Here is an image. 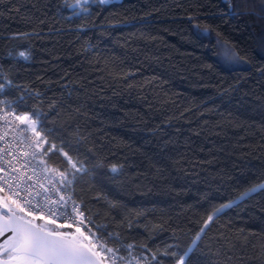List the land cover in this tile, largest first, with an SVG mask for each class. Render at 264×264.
Here are the masks:
<instances>
[{
	"label": "trees",
	"instance_id": "obj_1",
	"mask_svg": "<svg viewBox=\"0 0 264 264\" xmlns=\"http://www.w3.org/2000/svg\"><path fill=\"white\" fill-rule=\"evenodd\" d=\"M231 2L90 0L74 15L65 0H0V71L23 86L3 96L40 94L16 108L39 109L50 143L84 162L76 197L148 264H175L164 249L229 201L190 264H264V191L236 200L264 179V0ZM225 44L249 63L229 66Z\"/></svg>",
	"mask_w": 264,
	"mask_h": 264
},
{
	"label": "snow or ice",
	"instance_id": "obj_2",
	"mask_svg": "<svg viewBox=\"0 0 264 264\" xmlns=\"http://www.w3.org/2000/svg\"><path fill=\"white\" fill-rule=\"evenodd\" d=\"M89 2L65 0L68 7L75 9L74 15L90 14L86 7ZM98 2L107 4L109 0ZM225 3L227 10L234 13L235 5L231 0H225ZM194 27L205 35L210 34L207 26L201 29V25L196 24ZM222 47L225 60L241 66L249 63L234 48L226 44ZM8 55L13 54L9 52ZM18 55L25 60L30 58L25 51ZM260 71L264 72V69ZM0 79H4L0 83V92L7 87H23L5 79L2 71ZM39 96L38 92L25 90L14 101L0 99V122L7 129L0 134V143L3 144L0 146V264H148L147 260L132 254L131 244L108 246L109 238L115 235L119 240V235L106 233L104 226L96 225L84 201L76 199L77 180L88 169L78 157L74 158L65 151L63 144L50 143L49 133L42 127L39 109L21 114L8 110ZM9 132L13 134L11 140L7 139ZM53 154L61 156L62 165L66 166H49L47 161ZM109 171L118 174L120 168L111 165ZM257 191H264V179L246 188L236 200L242 201ZM235 203L229 201L214 208L186 248L179 244L169 245L162 254L172 258L175 264H190L201 233L223 209ZM111 206L117 205L113 203ZM121 251L127 256L119 255ZM157 255L153 253L151 259L156 260Z\"/></svg>",
	"mask_w": 264,
	"mask_h": 264
},
{
	"label": "built area",
	"instance_id": "obj_3",
	"mask_svg": "<svg viewBox=\"0 0 264 264\" xmlns=\"http://www.w3.org/2000/svg\"><path fill=\"white\" fill-rule=\"evenodd\" d=\"M112 1H114V0H112ZM0 80H3L2 82H4V79H0ZM1 81H0V83H2ZM3 93H4V91L3 92H0V99H4V100H8L6 97H4L3 96ZM8 101H10V100H8ZM9 111H15V113L16 114H21L22 112H19L18 111V109L16 108V106L14 105L13 106V108L12 109H8ZM7 129H6V127L3 125V122H0V134H3L4 133V131H6ZM30 135V134H29ZM13 138V134L11 133V132H9V135L7 136V139L8 140H11ZM0 146H3V144L2 143H0ZM48 165L49 166H58V165H56V164H53L52 162H50L49 161V158H48ZM76 199H78V200H81V199H79V198H77L76 197ZM88 214L89 215H91L92 217H93V215L90 213V212H88ZM93 220H94V218H93ZM94 223L96 224V225H102V224H98V223H96V221L94 220ZM103 226V225H102ZM105 229V228H104ZM105 232L106 233H112V232H109V231H107L106 229H105ZM115 234V233H114ZM110 238H115L116 240H117V238H116V236L115 235H113L112 237H110ZM118 242H119V244L118 245H127V244H125L124 242H122V241H119L118 240ZM118 245H116V246H118ZM108 246L109 247H116V246H111V245H109L108 244Z\"/></svg>",
	"mask_w": 264,
	"mask_h": 264
},
{
	"label": "rangeland",
	"instance_id": "obj_4",
	"mask_svg": "<svg viewBox=\"0 0 264 264\" xmlns=\"http://www.w3.org/2000/svg\"><path fill=\"white\" fill-rule=\"evenodd\" d=\"M110 1H112V0H109V2H110ZM73 3H74V2H73ZM221 54H222L223 59L225 60L224 55H223V47H222ZM21 58H22V57H21ZM225 61L228 63L229 66H231V65H232V66H240V65H237V64L231 63V62H229V61H227V60H225ZM131 251H132V254H133L134 256H136L134 248H132ZM119 255L127 256V253H126L125 251H123V252H120ZM128 259H131V257H128Z\"/></svg>",
	"mask_w": 264,
	"mask_h": 264
}]
</instances>
